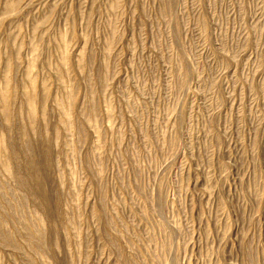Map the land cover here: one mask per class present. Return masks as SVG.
I'll return each instance as SVG.
<instances>
[{
    "label": "rangeland",
    "instance_id": "obj_1",
    "mask_svg": "<svg viewBox=\"0 0 264 264\" xmlns=\"http://www.w3.org/2000/svg\"><path fill=\"white\" fill-rule=\"evenodd\" d=\"M0 264H264V0H0Z\"/></svg>",
    "mask_w": 264,
    "mask_h": 264
}]
</instances>
